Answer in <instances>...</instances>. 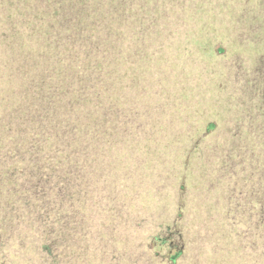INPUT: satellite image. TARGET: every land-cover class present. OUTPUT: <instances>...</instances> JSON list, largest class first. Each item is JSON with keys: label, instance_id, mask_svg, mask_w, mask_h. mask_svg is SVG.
I'll use <instances>...</instances> for the list:
<instances>
[{"label": "trees", "instance_id": "trees-1", "mask_svg": "<svg viewBox=\"0 0 264 264\" xmlns=\"http://www.w3.org/2000/svg\"><path fill=\"white\" fill-rule=\"evenodd\" d=\"M0 264H264V0H0Z\"/></svg>", "mask_w": 264, "mask_h": 264}]
</instances>
